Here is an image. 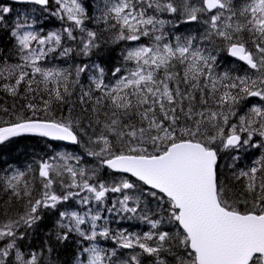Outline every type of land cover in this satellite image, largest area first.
I'll use <instances>...</instances> for the list:
<instances>
[{
    "label": "snow or ice",
    "instance_id": "snow-or-ice-1",
    "mask_svg": "<svg viewBox=\"0 0 264 264\" xmlns=\"http://www.w3.org/2000/svg\"><path fill=\"white\" fill-rule=\"evenodd\" d=\"M0 91V264H264V0H0Z\"/></svg>",
    "mask_w": 264,
    "mask_h": 264
},
{
    "label": "trees",
    "instance_id": "trees-1",
    "mask_svg": "<svg viewBox=\"0 0 264 264\" xmlns=\"http://www.w3.org/2000/svg\"><path fill=\"white\" fill-rule=\"evenodd\" d=\"M96 27V26H95ZM105 37H107V34H104ZM115 47V46H113ZM116 53L119 52V48L116 47L115 49ZM80 60L76 59L75 63H79ZM116 62V61H114ZM60 67H66L67 65L62 63V61H59ZM69 63H72V61H69ZM110 66V65H109ZM228 64H224L221 62V69L223 67H228ZM220 69V70H221ZM26 103V101L22 97H12L8 95L7 93L0 91V119L3 120H10L14 119L15 115L22 109V106ZM3 109H8V112L5 113ZM77 111H79V108L77 107ZM66 114V111H65ZM3 117V118H2ZM24 144L30 145L28 151L25 153V155L19 157V161L21 163H18L14 165L15 167H19L20 169H25L26 165L30 162L33 163L34 165V160L36 158H39L41 156H44L46 158L47 155H50L52 153L51 148H46V142H44L41 139L38 138H30V139H25L22 141ZM57 144H53V146H56ZM59 148V147H58ZM68 151H80L78 149H75L74 147H68L66 148ZM33 152L35 153V156L33 155ZM32 155V156H31ZM222 164L223 160L221 161ZM3 173H0L2 175ZM34 175H37L35 173H30L28 176V179L31 180ZM35 183L37 187H39V180L38 178L35 180ZM237 189L241 187V185L237 184L236 185ZM8 199V200H7ZM8 202L7 204L5 202ZM18 202V203H17ZM0 212H3L4 208L7 207L9 209V214L14 215L17 212L23 211L24 208V202L23 201H17L14 198L9 201V194L5 193L3 191H0ZM22 208V209H21ZM4 217L0 215V219H3ZM121 225L124 227H127L128 225L132 227H136V229H139L140 231H147L148 230V225L145 223H141L139 221L129 222V221H124ZM52 226V220L51 219H46L45 222L41 225L42 228L45 230L50 229ZM113 227H117V225L113 224ZM129 229H132L131 227H127ZM36 244L38 245L40 240L43 239V233H37L34 237ZM73 252L71 248H68L66 250L61 249L58 252L53 254V259H57L60 262V264H71L72 262V257Z\"/></svg>",
    "mask_w": 264,
    "mask_h": 264
},
{
    "label": "rangeland",
    "instance_id": "rangeland-1",
    "mask_svg": "<svg viewBox=\"0 0 264 264\" xmlns=\"http://www.w3.org/2000/svg\"><path fill=\"white\" fill-rule=\"evenodd\" d=\"M28 7H31V6H28ZM22 8V7H21ZM21 8H16V7H14V13H13V15H15V12L16 11H19ZM53 23V21L51 22V24ZM52 27H55V28H51V26L48 24V26H47V28L45 29L46 31L47 30H55V29H57V28H59L60 27V24H57L56 26H52ZM120 47H123V45H120ZM119 48V47H118ZM55 64H56V66L58 65L57 63H56V61L54 62ZM49 66H51V65H49ZM258 101H257V99L256 98H253L252 100H251V103H257ZM51 151H52V149H51ZM57 151H68V150H66L65 148H63V146H60L59 148H57ZM53 154V152L50 154V155H52ZM228 161H226V160H223V163L225 164V163H227ZM113 195H115V194H113ZM120 227H124L123 225H120ZM127 227H131L132 229H135V227H132V226H130V225H128ZM115 228V227H114ZM132 231H137V230H132Z\"/></svg>",
    "mask_w": 264,
    "mask_h": 264
},
{
    "label": "water",
    "instance_id": "water-1",
    "mask_svg": "<svg viewBox=\"0 0 264 264\" xmlns=\"http://www.w3.org/2000/svg\"><path fill=\"white\" fill-rule=\"evenodd\" d=\"M4 1L11 2V0H4ZM57 143H62V144H65V145H67L66 143H63V142H57ZM68 146H69V145H68Z\"/></svg>",
    "mask_w": 264,
    "mask_h": 264
},
{
    "label": "bare ground",
    "instance_id": "bare-ground-1",
    "mask_svg": "<svg viewBox=\"0 0 264 264\" xmlns=\"http://www.w3.org/2000/svg\"><path fill=\"white\" fill-rule=\"evenodd\" d=\"M3 118V117H2ZM32 156V155H31ZM30 163V162H29ZM24 170V169H23ZM8 200V199H7ZM18 203V202H17ZM1 206V205H0ZM22 209V208H21ZM72 257V256H71ZM59 258V257H58Z\"/></svg>",
    "mask_w": 264,
    "mask_h": 264
}]
</instances>
